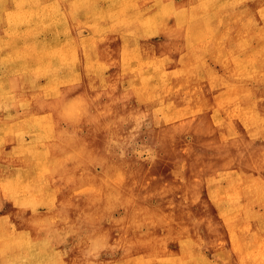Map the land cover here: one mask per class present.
Returning a JSON list of instances; mask_svg holds the SVG:
<instances>
[{"label": "bare ground", "instance_id": "1", "mask_svg": "<svg viewBox=\"0 0 264 264\" xmlns=\"http://www.w3.org/2000/svg\"><path fill=\"white\" fill-rule=\"evenodd\" d=\"M225 7L228 25L250 27L256 44L249 39L221 52L213 41L199 43L205 30L214 32L216 0H0V209L6 208L0 212V264H9V246L26 240L22 230H16L13 242L9 239V205H23L16 203L22 193L25 202L40 194L48 182L34 179L52 167L25 172L17 162L57 157L56 142L62 134L53 127L62 122L66 109L74 126V112L105 110L102 96L107 91L83 89L89 75L105 69L114 50L126 52L119 70L130 71L129 80L136 82L140 73L131 70L140 48L150 45L149 37H165L171 28H177L190 48L178 58H162L164 67L148 77L144 88L135 85L134 108L114 113L132 122L123 123L120 135H108L99 128L110 129L114 120L100 125L98 117L87 133V143L99 146L102 160L109 161L111 138L130 147L143 138L146 113L151 124L154 112L165 113L162 136L148 143L160 144L162 150L151 167L141 159L113 158L111 172L118 189L106 188L107 202L119 197L128 175L144 185L153 178L148 193L165 191L160 209L151 214L154 224L161 225L134 238L132 254L145 247L161 257V264H264V0H230ZM161 47L166 43L155 49ZM153 50L147 53L153 55ZM215 64L228 76L217 78ZM147 66L150 74L153 66ZM215 82L220 93L211 96ZM179 84L199 90L198 98L176 105L165 96L152 110L148 90L169 92ZM76 99L85 101L83 106L76 105ZM162 174L165 182L160 183ZM222 181L233 195L219 188ZM107 182L112 186L109 177ZM142 199L146 200L143 194L135 204ZM120 240L119 236L116 246L108 243L107 249L122 245Z\"/></svg>", "mask_w": 264, "mask_h": 264}, {"label": "rangeland", "instance_id": "2", "mask_svg": "<svg viewBox=\"0 0 264 264\" xmlns=\"http://www.w3.org/2000/svg\"><path fill=\"white\" fill-rule=\"evenodd\" d=\"M181 1L175 0V2ZM228 1L230 0H216L217 10H212L217 16V22L212 28L214 32L209 34L205 30L203 38L199 41V43L213 41L221 52L231 45L244 43L249 39L252 44H256V34L250 27L233 29L234 27L231 28L225 21L223 12L226 11L225 6ZM200 14L203 15L204 12ZM116 23L118 22L115 21ZM117 27L120 26L116 24ZM176 29L171 28L165 32V37L162 33L149 37L150 45L140 48L137 62L131 70L132 73L136 70L140 73L141 77L136 82L129 80L130 71L121 72L119 70L126 52L112 50L107 67L99 72L95 69L89 75V81L84 82L83 86L84 91L86 88L93 91L99 89L107 91V94L102 96V99L107 102L105 110L100 112L93 108L89 111L88 108L74 112L73 116L77 121V125L74 126L66 109L62 122L58 127H53L62 134L59 137L60 141L56 142L60 151L59 155L55 158L44 157L42 161L35 163L32 160L30 163L26 160L17 162L18 165L21 164L24 167L22 170L25 172L35 170L41 173L42 166L52 165V167H50L51 170L47 167L46 174L41 173L40 178L35 177L34 179L35 182L39 180V184L42 183L41 180L43 183L48 182V186L45 185L40 194L30 195L31 201L25 202L21 200L24 197L22 193L21 198L17 197L16 203L23 202V205H9V239L11 242L16 239V230H22L26 235V240L18 242L15 248L9 246V264H23L21 263L23 257L27 258L28 264H34V262L38 264H107L108 259H112L114 264L117 262L121 264H161V257L156 253H151L152 250L142 247L132 254V246L133 239L138 235L145 236L152 227L156 229L161 225L160 222L157 225L154 224L151 214L153 210L160 209L158 204L162 202V199L165 200V191L148 193L153 178H149L144 185L141 179L131 175L127 176L126 186L118 191L119 197L107 202L109 193L105 191L107 187L118 189V182L111 172L113 158L116 156L124 160L141 159L145 161L147 168L152 166L153 157L162 150L160 144L154 146L148 143L151 137L162 136L161 131H163L166 120L165 113H159V110L154 112L155 118L152 124L150 113H146L147 124H144L143 138L135 140L130 147L119 144L115 138H111L108 149L109 161L102 160L99 146L92 148L87 143V133L93 127V119L98 117H100V125L108 122L109 118L110 121L114 120V125L110 129L99 128L100 133L108 135H120L123 123L132 122L131 118L114 113L123 108L128 111L134 108L138 102V97L132 94L135 85L144 88L148 77L164 67L162 58H178L183 51L186 53L190 48L189 44L186 46L185 39ZM86 35L90 36L89 32H86ZM164 43H166V48L155 49ZM151 48H154L153 51L156 52L153 55L147 53ZM149 63L153 66V72L150 74L147 72ZM215 74L219 79L228 76L219 64H215ZM143 77L145 79L142 80ZM218 83L211 85L209 90L211 96L220 93L221 88ZM81 90L77 92L81 93ZM198 94L199 90H186L183 84H179L169 92L155 87L148 90L146 97L151 101L152 110H156L158 102L165 101V96L168 101L176 105H184L186 102L195 101ZM75 103L83 106L85 101L76 99ZM79 141L81 145L78 144ZM187 141H192L190 135L187 136ZM123 164L126 167V163ZM164 171L163 169L162 172ZM108 177L112 181V186H109L107 182ZM161 181L165 182L163 174L159 182ZM219 185L223 191L233 195L226 181H222ZM142 194L146 196L149 204H144L145 199L135 204V200ZM199 196L203 199L204 194H199ZM86 200L89 204L81 203ZM5 210L6 208H1L0 212L3 213ZM119 236L123 244L108 250V243L116 246V239ZM35 256L38 257L35 258Z\"/></svg>", "mask_w": 264, "mask_h": 264}]
</instances>
